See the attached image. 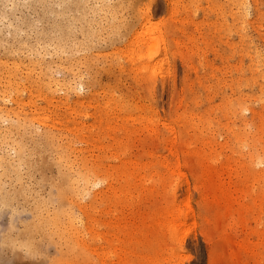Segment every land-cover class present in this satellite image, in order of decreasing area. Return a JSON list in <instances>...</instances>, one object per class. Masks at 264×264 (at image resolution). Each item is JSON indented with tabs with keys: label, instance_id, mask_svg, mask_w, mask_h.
Masks as SVG:
<instances>
[{
	"label": "rangeland",
	"instance_id": "obj_1",
	"mask_svg": "<svg viewBox=\"0 0 264 264\" xmlns=\"http://www.w3.org/2000/svg\"><path fill=\"white\" fill-rule=\"evenodd\" d=\"M0 107V264H264V0H0Z\"/></svg>",
	"mask_w": 264,
	"mask_h": 264
},
{
	"label": "bare ground",
	"instance_id": "obj_2",
	"mask_svg": "<svg viewBox=\"0 0 264 264\" xmlns=\"http://www.w3.org/2000/svg\"><path fill=\"white\" fill-rule=\"evenodd\" d=\"M245 3H247V2H245ZM245 3H243V4H245ZM246 5V4H245ZM244 5V6H245ZM13 7V6H12ZM247 7H249V6H245V8L242 6V8L244 9V10H246L247 9ZM241 8V7H240ZM250 8V7H249ZM242 10V9H241ZM248 10V9H247ZM237 14V13H236ZM246 14V13H245ZM248 15V14H247ZM246 15V16H247ZM245 16V15H244ZM149 21V18L147 19V21H146V23ZM145 23V24H146ZM150 22H148V24H149ZM144 29V28H143ZM163 36V35H162ZM142 36H140V37H138L137 38V43L139 44V43H141V45L142 44H144L145 45V43H147L148 45L149 44H151L150 45V49H148V52L150 51V55H149V57H147L148 58V60H153V59H155L156 57H158L156 54H159V53H157V52H159V50H161L160 49V46L162 47V54H163V58L161 59H159L160 60V67H163V64H164V61H166V58H167V55H168V50H167V47H166V43H165V39L163 38V37H159V38H157V39H153V37H151V38H149L148 39V41L146 42L145 40L143 41L142 39ZM145 39V38H144ZM136 44V43H135ZM138 46H140V45H137V47ZM143 46V45H142ZM140 48V47H139ZM22 49V48H21ZM259 57V56H258ZM142 60V59H141ZM55 85H56V87L58 86V82H56L55 83ZM77 89H78V87H77ZM80 90H83L82 89V86L80 87ZM69 98V97H68ZM81 103V102H80ZM3 111H4V109L3 108H1L0 107V114H2L3 113ZM4 118H5V116H3ZM2 119V118H1ZM7 120V119H6Z\"/></svg>",
	"mask_w": 264,
	"mask_h": 264
}]
</instances>
